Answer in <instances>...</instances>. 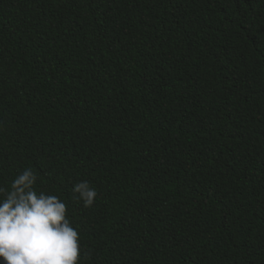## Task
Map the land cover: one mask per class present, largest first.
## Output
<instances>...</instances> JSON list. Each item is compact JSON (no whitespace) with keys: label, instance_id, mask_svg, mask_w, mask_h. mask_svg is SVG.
I'll use <instances>...</instances> for the list:
<instances>
[{"label":"trees","instance_id":"obj_1","mask_svg":"<svg viewBox=\"0 0 264 264\" xmlns=\"http://www.w3.org/2000/svg\"><path fill=\"white\" fill-rule=\"evenodd\" d=\"M29 169L79 264H264V0H0V187Z\"/></svg>","mask_w":264,"mask_h":264},{"label":"clouds","instance_id":"obj_2","mask_svg":"<svg viewBox=\"0 0 264 264\" xmlns=\"http://www.w3.org/2000/svg\"><path fill=\"white\" fill-rule=\"evenodd\" d=\"M38 179L29 169L10 188L0 187V258L6 264H79L80 236L66 219L67 206L58 197L37 195ZM74 194L89 209L98 197L88 182L77 184Z\"/></svg>","mask_w":264,"mask_h":264}]
</instances>
